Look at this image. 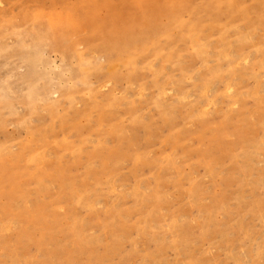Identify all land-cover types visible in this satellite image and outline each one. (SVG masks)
Masks as SVG:
<instances>
[{"label": "rangeland", "instance_id": "374dc122", "mask_svg": "<svg viewBox=\"0 0 264 264\" xmlns=\"http://www.w3.org/2000/svg\"><path fill=\"white\" fill-rule=\"evenodd\" d=\"M0 264H264V0H0Z\"/></svg>", "mask_w": 264, "mask_h": 264}, {"label": "bare ground", "instance_id": "6f19581e", "mask_svg": "<svg viewBox=\"0 0 264 264\" xmlns=\"http://www.w3.org/2000/svg\"><path fill=\"white\" fill-rule=\"evenodd\" d=\"M229 6H230V5H229ZM139 40H140V39H139ZM139 40L137 41V43L139 42ZM130 43H132V41H131V40H129V44H130ZM137 43H136V44H137Z\"/></svg>", "mask_w": 264, "mask_h": 264}]
</instances>
